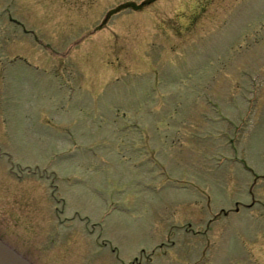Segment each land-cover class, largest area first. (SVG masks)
Wrapping results in <instances>:
<instances>
[{
  "label": "rangeland",
  "instance_id": "rangeland-1",
  "mask_svg": "<svg viewBox=\"0 0 264 264\" xmlns=\"http://www.w3.org/2000/svg\"><path fill=\"white\" fill-rule=\"evenodd\" d=\"M0 149L34 264H264V0H0Z\"/></svg>",
  "mask_w": 264,
  "mask_h": 264
},
{
  "label": "flooded vegetation",
  "instance_id": "flooded-vegetation-1",
  "mask_svg": "<svg viewBox=\"0 0 264 264\" xmlns=\"http://www.w3.org/2000/svg\"><path fill=\"white\" fill-rule=\"evenodd\" d=\"M4 154H8V153H4ZM2 155H3V153H2V151H1V149H0V157H2ZM9 157H11V155H9ZM12 163V162H11ZM12 166H14V164L12 163ZM19 168V167H18ZM19 171H16L13 167L11 168V167H9V169H8V172L10 173L9 175H11V176H13V177H16L15 179L17 180V181H23L24 180V178L27 176V177H32V176H37V179H39V180H45V179H47V180H50V181H53L50 185H49V187H50V194H49V197H50V199L52 200V201H54L55 203H57V204H60L63 200H62V197L61 198H59V191H60V189H61V187H59V185H55V182H56V180H57V178L54 176L55 175V173H53V177H51V175L50 174H48L46 171H41V170H39V168H36L35 170H33V169H31V168H28L27 169V171H25V169H21V168H19L18 169ZM54 184V185H53ZM59 211V210H58ZM63 213H65V211L64 210H60L59 211V213L58 214H63ZM75 213H78V211H76ZM59 217L60 216H56V221L54 222V230H55V232L56 231H58L59 230V227L61 226V224L63 223V220H59ZM80 219L79 220V222L80 223H83V222H85V223H90V221H88V217H87V219L85 220V218H83L82 217V215H73L72 217H70V218H66L65 217V220L66 221H68V222H75L77 219ZM85 220V221H84ZM58 233H59V231H58ZM87 233L89 234V235H93V232L92 231H87ZM0 240H2L3 242H5L4 241V238H2L1 236H0ZM97 240H101V237H98V239ZM5 243H7V242H5ZM100 243V242H99ZM9 246H11L12 248H14L12 245H10L9 243H7ZM99 246V250L98 251H100V250H102V249H106V248H108V243L105 241V242H101L100 243V245H98ZM15 249V248H14ZM16 250V249H15ZM17 251V250H16ZM113 252H118L117 251V249L116 248H114L113 250H112ZM144 251V250H143ZM20 253V252H19ZM21 254V253H20ZM118 256H120L119 254H118ZM154 260L155 259H152L151 261H150V264H153V262H154ZM33 263V262H32Z\"/></svg>",
  "mask_w": 264,
  "mask_h": 264
},
{
  "label": "water",
  "instance_id": "water-1",
  "mask_svg": "<svg viewBox=\"0 0 264 264\" xmlns=\"http://www.w3.org/2000/svg\"><path fill=\"white\" fill-rule=\"evenodd\" d=\"M0 264H32L0 240Z\"/></svg>",
  "mask_w": 264,
  "mask_h": 264
}]
</instances>
